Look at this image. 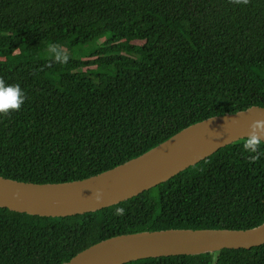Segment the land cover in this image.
Wrapping results in <instances>:
<instances>
[{"label": "trees", "instance_id": "obj_1", "mask_svg": "<svg viewBox=\"0 0 264 264\" xmlns=\"http://www.w3.org/2000/svg\"><path fill=\"white\" fill-rule=\"evenodd\" d=\"M53 42L90 51L58 64L46 52ZM0 80L25 93L0 116V176L82 180L191 124L264 107V0H0ZM244 142L94 213L0 208V264H62L139 232L259 226L264 155L251 161ZM126 264H264V245Z\"/></svg>", "mask_w": 264, "mask_h": 264}, {"label": "water", "instance_id": "obj_2", "mask_svg": "<svg viewBox=\"0 0 264 264\" xmlns=\"http://www.w3.org/2000/svg\"><path fill=\"white\" fill-rule=\"evenodd\" d=\"M257 120L264 121V107L252 106L207 118L180 130L136 158L78 181L39 184L0 176V208L52 218L100 211L136 197L219 149L246 139L249 126ZM97 190L103 193L101 202L94 197ZM261 245H264V222L247 230L168 229L111 237L62 264H126Z\"/></svg>", "mask_w": 264, "mask_h": 264}, {"label": "clouds", "instance_id": "obj_3", "mask_svg": "<svg viewBox=\"0 0 264 264\" xmlns=\"http://www.w3.org/2000/svg\"><path fill=\"white\" fill-rule=\"evenodd\" d=\"M46 52L58 64H65L69 59L62 46L55 42L46 45ZM24 101L25 93L19 84H8L0 80V116L19 110ZM262 143H264V121L257 120L249 126V133L242 145L243 151L251 154L249 156L251 161L264 155V151L261 150ZM94 197L97 202H101L103 193L97 190ZM124 213V208L117 207L113 214L122 216Z\"/></svg>", "mask_w": 264, "mask_h": 264}, {"label": "rangeland", "instance_id": "obj_4", "mask_svg": "<svg viewBox=\"0 0 264 264\" xmlns=\"http://www.w3.org/2000/svg\"><path fill=\"white\" fill-rule=\"evenodd\" d=\"M100 43V41H99ZM95 45V44H94ZM93 45V46H94ZM63 51L68 55V57H78L84 53H88L90 51V48H88L87 46H77V47H74L72 49H67V48H62Z\"/></svg>", "mask_w": 264, "mask_h": 264}]
</instances>
